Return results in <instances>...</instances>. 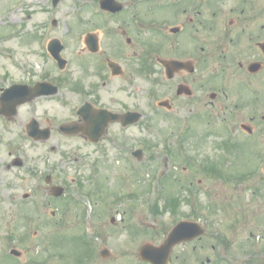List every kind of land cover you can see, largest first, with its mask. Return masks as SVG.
<instances>
[{"label":"rangeland","instance_id":"obj_1","mask_svg":"<svg viewBox=\"0 0 264 264\" xmlns=\"http://www.w3.org/2000/svg\"><path fill=\"white\" fill-rule=\"evenodd\" d=\"M136 1L151 15L169 12L156 0ZM90 2L92 0H59L52 7L48 0H23L19 3L20 8H17L15 1L0 0L3 15L14 5L10 16L0 20V39L13 36L8 28L11 23L18 28L14 29V38L0 41V85L4 77L20 74L19 64L31 61L41 63L43 59L37 54L42 48L38 42L39 36L59 37L64 43L63 56L73 65L80 45L74 41L76 35H73L72 29L94 30L93 22L99 18L93 14L98 11L96 5ZM133 5L128 4L125 12L131 13ZM51 18L56 21L54 26L50 24ZM101 30H97L100 35L103 34ZM19 31L20 35L17 34ZM42 31L45 33L42 34ZM144 35L148 39L147 51L154 43L153 34L145 31ZM106 37L105 33L103 39ZM201 83L198 81L194 84L195 93L207 89ZM136 85L144 90L142 94L146 96L148 105L139 126L129 127L124 133L118 127H112L113 137L123 134V146L105 141L102 147L97 148L82 144V140L76 137L63 135L53 136L48 143L33 141L27 139L18 127H4L1 123L0 264H31L47 258L50 251L72 252L75 246L83 247L89 243L82 235L86 228L88 235L99 230L114 233L115 228L109 225V219L116 213V208L126 209L125 214L130 219H143L147 221L145 225H155V228L153 231L149 229L143 238L129 240L124 245L121 242L126 241L125 235V240H118L115 236L108 238L102 233L99 241L94 240V248L97 247L98 252L107 244L112 253L129 248V252L136 256L141 243L159 244L164 236L156 232L168 230L175 219L187 214L193 215L195 220L199 219L205 227L203 237L194 242V249L191 245L187 249L190 264H201L207 257L210 261L205 264H264V176L257 181H245L241 187H237L232 179H219L209 171L214 170L223 176L254 173L260 161L264 164V127H256L251 133L242 132L239 127L234 128L235 132L231 127H215L221 124V115H211L209 124L194 116L193 126L173 127L170 121L161 123L160 116H157L158 111L153 103L155 84L145 79V82ZM163 88L165 95H169L168 87ZM67 97L70 101H41V108L55 114H67L74 103H78L71 95ZM199 107H195L194 114ZM252 141H256V145H252ZM57 142L59 147L55 151L50 150V145ZM166 146L173 147V150H166ZM72 147H76L78 155L82 157L78 164L82 191L76 196L79 203H75L71 210L61 212V203L46 196L44 177L53 172V182H67L69 185L67 177L75 176L77 165L71 169H67V165L65 168L60 165L65 153H71L73 158ZM136 148L143 151L139 162L123 156L126 153L133 158L131 151ZM259 151H262V156L258 154ZM11 154L19 156L25 163L20 168L6 171L3 161H7ZM189 156L198 161L191 165L187 162ZM200 162L202 167L199 169ZM208 163L213 169L208 167ZM60 170L67 171L68 175L61 174ZM159 178L165 184L158 182ZM172 182L176 183L175 187ZM255 185L257 191L253 193L252 187ZM73 187L69 185V188ZM155 187L156 194H153L151 192ZM87 191L92 193L87 195ZM136 191H139L138 194ZM134 192L137 195H133ZM175 192L182 195L176 214L173 217L169 212L160 214L162 221L158 225L153 221L155 215L150 216L148 204L157 201L158 205H164L167 199L175 203ZM23 193L29 196L22 198ZM123 193L125 195L120 199ZM138 199L144 207L136 209L139 212H129L130 208H135L134 204L139 203ZM48 200H51V205H47ZM51 210L56 211L55 216H52ZM24 213L32 222L25 221ZM62 218L64 222L66 218L68 220L64 225L60 224ZM252 242L257 246V255L251 253ZM182 247L179 246L177 252L184 251ZM11 249L21 252V261L11 256Z\"/></svg>","mask_w":264,"mask_h":264},{"label":"flooded vegetation","instance_id":"obj_2","mask_svg":"<svg viewBox=\"0 0 264 264\" xmlns=\"http://www.w3.org/2000/svg\"><path fill=\"white\" fill-rule=\"evenodd\" d=\"M48 1L52 7L59 2ZM99 1L92 0L90 3ZM116 2L115 6H119V9L115 12L93 13L99 16L93 22L94 30L72 29L73 35H76L74 41L80 45L73 65L63 56L64 49L62 56L66 60L63 65L50 54L47 43L59 37L39 36L38 42L42 48L37 54L43 59L41 63L31 61L19 64L20 74L4 77L0 85V126L2 123L4 127H18L27 139L29 130H34L38 137L48 133L46 139L38 140L44 143H48L53 136L63 135L76 137L82 140V144L97 148L102 147L105 141L123 146L121 133L129 127L139 126L145 117L148 105L146 96L136 84H142L147 79L155 84L153 103L161 123L170 121L173 127H191L194 116L209 124L211 115H221L222 122L215 127H239L240 131L248 133L256 127H264V0H156L160 6L163 4L169 9V12L161 15H151L135 0ZM131 3L134 4L130 8L131 13L125 12ZM13 7L5 15L0 12V16L9 17ZM50 24H56L54 18L50 19ZM8 28L13 36L0 41L15 37L14 24L11 23ZM99 28L103 31L101 35L97 33ZM145 31L153 34L154 42L147 51ZM105 33L107 37L103 39ZM17 34L20 35L21 31ZM89 34H93L97 40L95 50L89 48ZM198 81L207 89L195 93L194 84ZM165 86L168 87L166 90L169 95L164 93ZM33 92L37 95L29 100ZM67 95L78 102L74 103L69 113L55 114L41 108V101L69 100ZM21 100L23 102H18ZM114 126L121 132L116 137H113ZM63 127L68 128L65 130ZM87 127L93 128L89 131ZM58 143L51 144L49 149L55 151L59 147ZM251 144L256 145V141ZM77 151H73V158L71 153H65L60 165L63 168L67 165V169L77 165L75 176L67 177L69 185L75 188H69L67 182H53V172L44 177L46 196L61 203V212L69 211L75 207V203H79L76 196L82 187L78 164L82 157ZM258 154L262 156L263 153L259 151ZM3 162L6 171L20 168L25 163L19 156L12 154ZM60 173L68 175L65 170H60ZM262 176L264 164L260 162L254 173L239 177L257 181ZM55 186L62 187L59 196L53 195ZM28 196L27 193L22 194V198ZM47 205H51V200H48ZM134 207L129 212L144 207V204L139 202ZM148 207L150 216L156 214L153 221L159 225L162 221L159 219L162 217L161 209L157 205ZM177 210L169 211L172 217ZM115 212L109 219V225L115 228L114 233L95 231L85 236L89 240L87 245H77L72 252L48 253L41 262L37 260L31 264H148L139 257V249L144 242L139 245L136 256L129 252V248L122 250L121 246V250L113 253L107 244L101 248H107V252H98L97 247L94 248V240L99 241L102 233L108 238L115 236L118 240H125V235L126 241L121 242L124 245L129 240L143 238L149 229L153 231L155 228V225H145L147 221L143 219H130L125 214L126 209L116 208ZM51 214L55 216L56 211L51 210ZM23 215L29 217L26 213ZM188 217L186 214L183 218L175 219L168 230L156 233H163L165 238L177 222L191 219ZM25 221L29 222L28 219ZM67 222V218L66 222L60 219L61 224ZM203 235L176 244L168 264H190L187 249L189 245L194 249V242ZM179 246H183L184 251L177 252ZM21 255L17 254L18 261H21ZM209 261L207 257L201 264Z\"/></svg>","mask_w":264,"mask_h":264},{"label":"water","instance_id":"obj_3","mask_svg":"<svg viewBox=\"0 0 264 264\" xmlns=\"http://www.w3.org/2000/svg\"><path fill=\"white\" fill-rule=\"evenodd\" d=\"M52 49L54 50V53L57 55V57H59V50L61 49V46L56 41L52 43ZM31 134H34V132H32ZM59 192L60 191L56 192V194H59ZM187 223L188 222H184L176 226L165 240V243H163L161 246L154 247L152 245H145L141 250L142 257L146 261H149L151 264H165L171 246L177 240H179L178 238H176L177 233L186 227L188 228L194 227L193 224H187Z\"/></svg>","mask_w":264,"mask_h":264}]
</instances>
